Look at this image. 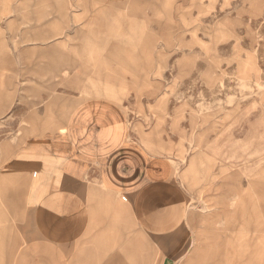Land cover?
Here are the masks:
<instances>
[{
  "label": "rangeland",
  "instance_id": "rangeland-1",
  "mask_svg": "<svg viewBox=\"0 0 264 264\" xmlns=\"http://www.w3.org/2000/svg\"><path fill=\"white\" fill-rule=\"evenodd\" d=\"M0 13L3 135L115 97L131 139L169 157L188 193L189 262L264 264V0H0ZM26 46L58 63L26 73ZM236 174L256 209L241 235Z\"/></svg>",
  "mask_w": 264,
  "mask_h": 264
},
{
  "label": "crops",
  "instance_id": "crops-1",
  "mask_svg": "<svg viewBox=\"0 0 264 264\" xmlns=\"http://www.w3.org/2000/svg\"><path fill=\"white\" fill-rule=\"evenodd\" d=\"M1 32L0 24V52ZM23 52L16 63L26 73L34 63H58L33 57L31 46ZM1 96L0 89V264H193L188 193L169 157L131 139L115 97L65 104L53 128L20 138L3 135ZM236 175L241 235L255 220L247 208L256 209Z\"/></svg>",
  "mask_w": 264,
  "mask_h": 264
}]
</instances>
